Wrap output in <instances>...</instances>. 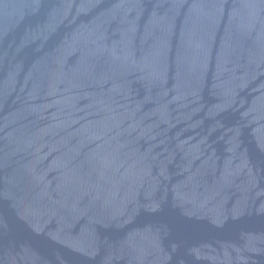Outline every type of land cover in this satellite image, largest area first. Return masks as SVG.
<instances>
[{"label":"water","instance_id":"water-1","mask_svg":"<svg viewBox=\"0 0 264 264\" xmlns=\"http://www.w3.org/2000/svg\"><path fill=\"white\" fill-rule=\"evenodd\" d=\"M0 264H264V0H0Z\"/></svg>","mask_w":264,"mask_h":264}]
</instances>
